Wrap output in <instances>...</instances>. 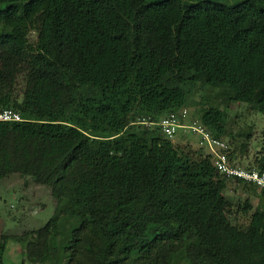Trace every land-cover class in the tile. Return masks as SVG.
Returning a JSON list of instances; mask_svg holds the SVG:
<instances>
[{"label":"trees","instance_id":"16d2710c","mask_svg":"<svg viewBox=\"0 0 264 264\" xmlns=\"http://www.w3.org/2000/svg\"><path fill=\"white\" fill-rule=\"evenodd\" d=\"M206 92L264 117V0H0V113L23 119L0 122V183L28 176L57 203L39 230L1 237L0 264L11 239L47 264H264V190L155 124L194 108L233 141ZM261 150L247 169L264 172V132ZM229 180L259 193L247 226Z\"/></svg>","mask_w":264,"mask_h":264},{"label":"rangeland","instance_id":"374dc122","mask_svg":"<svg viewBox=\"0 0 264 264\" xmlns=\"http://www.w3.org/2000/svg\"><path fill=\"white\" fill-rule=\"evenodd\" d=\"M218 1L232 5L241 0ZM30 37L32 42L36 40L35 34ZM203 97L210 99L211 104L223 111L228 131L235 137L233 141L230 137L224 138L231 150L237 152L233 161L246 169L254 166L255 160L262 151L264 117L252 111L246 104H228L226 97L214 92H206ZM197 100L200 101V97ZM184 112L186 117H182V121L185 124L193 125L199 122L194 117V108L182 111L181 115ZM170 139L175 146L184 151L203 147L200 143L201 138L192 131L185 132L179 129ZM244 144H246L245 149L242 148ZM204 149L208 154L207 148ZM225 195L232 204L230 219L233 224L247 226L252 213L262 205L259 193L246 191L233 180H229ZM246 200H249L253 207L249 213H244L242 210ZM56 210L57 203L48 188L36 184L28 176L10 175L0 183V239L3 235L21 237L39 230L55 215ZM54 258L60 260L58 253ZM4 263L47 264V258L36 251L31 243H18L11 239L4 254Z\"/></svg>","mask_w":264,"mask_h":264},{"label":"built area","instance_id":"2783aa9c","mask_svg":"<svg viewBox=\"0 0 264 264\" xmlns=\"http://www.w3.org/2000/svg\"><path fill=\"white\" fill-rule=\"evenodd\" d=\"M182 117H186V112L182 115L171 113L155 124L169 138L174 137L179 129H183L185 132H194L201 138V145L207 148L214 166L222 175L229 179L244 180L260 190H264V172L238 166L230 158V147L224 140L214 138L206 128L197 122L193 125L185 124ZM22 120L21 115L14 110H4L0 113V122H21Z\"/></svg>","mask_w":264,"mask_h":264}]
</instances>
